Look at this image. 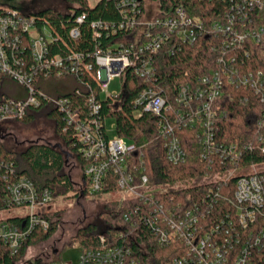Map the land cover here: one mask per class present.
<instances>
[{
	"label": "built area",
	"instance_id": "1",
	"mask_svg": "<svg viewBox=\"0 0 264 264\" xmlns=\"http://www.w3.org/2000/svg\"><path fill=\"white\" fill-rule=\"evenodd\" d=\"M114 1L122 15L118 29H135L133 41L129 45L117 41L105 49H96L93 62L85 59L83 52L72 49L63 54L52 52L51 45L66 43L56 28L36 14L0 4V74L26 90L23 99L0 101V123L22 118L28 108L46 101L62 112L65 128L76 136L87 190L91 194L102 193L112 182L116 191L124 195L123 199L139 202L136 209L123 212L122 221L114 231L98 235L99 246L81 248L76 261L44 260L43 264H141L133 250V245L143 247L141 225L149 229L159 245L174 244L177 254L170 264H262L264 168L261 165L264 163L237 165L243 150H251L254 143L218 140L213 104L222 92L223 80L251 90L264 103V72L262 69L241 71L233 54L227 58L220 55L217 69L199 76L193 83L177 86L172 111H166L165 96L149 83L156 78L153 55L164 45L172 52L177 41L191 44L198 37L213 33L225 53L246 40L264 41V0H229L222 18L209 24L198 15L189 14L182 5L176 6L172 13L161 14L153 0V12L144 15L145 0ZM85 16L84 13L75 16V24L68 29V36L76 45L81 39L80 24ZM102 26L101 21L90 23L94 37ZM128 68L146 83L134 97L138 107L135 113L148 111L159 116L157 129L163 139L166 160L172 164L186 160L187 153L177 130L190 127L197 139V153L211 172L200 179L154 183L144 172L141 153L137 164L131 161L134 144L110 133L109 128L115 127L114 120L108 128L107 119L100 122L96 116L99 99L109 98L113 104L123 99L126 91L123 77ZM81 72L92 73L98 84L97 91L89 89L85 108L71 104L68 97L49 96L36 87V81L41 78ZM115 78L119 79L121 89L107 92L108 83ZM84 85L90 87L88 83ZM258 123H264V113ZM257 141V147L264 153L261 133ZM194 183L213 186L187 206L173 191ZM53 202L49 189L39 191L23 175L8 181L4 204L7 208H24L26 212L11 216L17 217L21 226L9 220L11 217L0 218V241L12 253L16 252L31 230L47 228L48 222L42 214L49 211L47 208Z\"/></svg>",
	"mask_w": 264,
	"mask_h": 264
},
{
	"label": "trees",
	"instance_id": "2",
	"mask_svg": "<svg viewBox=\"0 0 264 264\" xmlns=\"http://www.w3.org/2000/svg\"><path fill=\"white\" fill-rule=\"evenodd\" d=\"M142 1V0H141ZM158 3L159 13H172L174 8L182 5L191 15H198L206 24L221 19L223 11L229 7V0H155ZM66 7L61 10L58 8H45L36 12V14L47 21L51 28H56L66 43L51 45L52 52L65 53L69 50L83 52L85 59L93 62L92 55L96 49H105L113 43L121 42L129 45L133 41L135 29H118V23L122 18L119 13L118 5L114 0H99L93 6H90L88 0H66ZM84 13L86 16L83 23L80 24L82 31L81 39L76 45L68 36V29L75 24V16ZM101 21L103 26L99 29L97 36H93L90 23ZM106 25V26H105ZM219 36V35H218ZM172 52L167 51V46L153 55L155 57L156 78L150 81V85L158 90L166 98V111H172L174 105V95L177 86L180 83L195 82L203 74H210L219 67L218 56L223 55L226 58L233 54L235 65L241 71L261 70L264 72V41L255 43L252 40H246L236 47H231L223 52L220 46V40L213 33L202 35L195 39L191 44L175 42ZM8 77V76H7ZM5 75L0 74V101L5 99H23L26 96L25 87L19 85L25 93L13 96L3 91V86L7 79ZM126 86V95L117 104L109 98L99 99V110L96 116L103 122L105 119L114 120L115 133L133 143L136 147L130 155L133 163H138V155L141 153L145 169L144 172L154 183H173L183 179H200L206 172H211L207 163L199 157L198 143L195 139L194 131L190 127H183L177 130L181 144L184 147L187 157L184 162L172 164L164 156L163 139L158 134L157 121L159 116H155L148 111H141L140 115L135 112L138 109L133 100L137 92L143 88L146 83L143 79L136 77L128 68L124 74ZM10 79V78H8ZM62 79L60 84L52 85L51 82ZM66 81H63V80ZM11 80V79H10ZM68 80V81H67ZM13 81V80H12ZM39 81H41L39 83ZM222 92L214 101V110H216V137L220 141L243 143L250 141L254 147L243 150L238 159L237 165L247 166L249 164L264 163V153L257 147L259 142L257 136L261 133L264 137V123L259 125L264 113V103L260 102L251 90L243 89L240 86L223 80ZM14 82V81H13ZM43 82L45 84H43ZM88 83L90 87H85ZM17 84V83H16ZM43 84V85H42ZM42 86L53 90L60 88L56 93L50 94L41 89ZM98 84L92 73L85 72L79 74H66L60 77L49 76L36 81L37 89L44 91L49 96L68 97L70 103L87 106L86 97L90 91H97ZM89 89H91L89 91ZM76 90L78 93H76ZM28 110H45L46 115L53 119V131L55 135L63 142L67 152L74 158L81 174L82 182L79 188H74L73 183L67 173L64 171L65 153L52 145L33 142L20 150L8 148L0 139V210L7 208L4 204L7 182L17 176L23 175L30 179L35 187L41 191L49 189L53 200L66 196L69 192L74 195L91 194L84 184L82 173L83 160L79 153V144L76 136L71 130L65 128L63 114L53 105L46 101L40 102L38 107H30L26 110L19 120H28L33 117ZM264 143V141H263ZM219 167H214L216 170ZM223 169V167H220ZM233 180L230 179V185ZM211 183H194L183 189L174 190L176 197L184 200V203L190 205L199 194L204 193ZM113 183L103 190L102 193L116 191ZM139 202L132 198H124L109 203V208L99 213V218L104 223L102 230L98 225L88 223L77 228L75 234L70 237L69 242H74L82 248H94L99 246L98 235L111 233L122 221L123 212L136 209ZM136 213V212H135ZM42 216L47 220L46 229L37 227L28 234L20 248L12 253L6 244L0 241V264H15L23 258L26 250L32 244L40 240L47 239L53 234L59 222L60 212L46 211ZM136 214L133 220L136 219ZM9 220L18 222L17 217H11ZM21 226V222H18ZM140 238L143 241V247L139 249L133 245L135 256L141 264H170L172 258L177 254L174 244L161 246L156 243L149 229L141 225ZM264 258V250L260 254ZM45 261H38L35 264H43ZM264 264V261L262 262Z\"/></svg>",
	"mask_w": 264,
	"mask_h": 264
},
{
	"label": "rangeland",
	"instance_id": "3",
	"mask_svg": "<svg viewBox=\"0 0 264 264\" xmlns=\"http://www.w3.org/2000/svg\"><path fill=\"white\" fill-rule=\"evenodd\" d=\"M97 0H88L89 4H94ZM153 0H145V14L153 12ZM0 4L7 7H14L24 13L36 12L45 8H58L63 10L67 2L66 0H0ZM63 81H66L65 79ZM68 81V80H67ZM3 91L16 96L19 93H25L18 84L12 80H5ZM41 81H39L40 83ZM62 79L51 82L52 85L60 84ZM43 84H45L43 82ZM42 84V85H43ZM41 89L50 94L56 93L60 88L49 89L42 86ZM121 84L119 79L115 78L107 85V92L119 91ZM33 117L28 120L9 119L0 123V139L10 149L20 150L26 145L33 142L45 143L52 145L65 153L64 171L67 173L74 188H79L82 185V174L74 161V158L67 152L63 142L55 135L53 131V119L46 115L45 110L33 111L28 110ZM113 119H107V125ZM110 133H115L114 129L109 128ZM264 168V165H261ZM188 184V183H185ZM184 183L182 185H185ZM124 195L119 191L110 193H95L85 195H74L69 192L66 196H62L54 200L48 206V210L60 212L59 222L55 231L50 237L40 240L29 246L25 255L15 264H35L43 260H58V261H76L77 256L81 252V246L74 242H69L77 228L88 223L98 225L102 230L104 223L99 218V213L106 211L109 208V203H113L123 199ZM26 210L21 207H11L0 211V218L21 215Z\"/></svg>",
	"mask_w": 264,
	"mask_h": 264
},
{
	"label": "water",
	"instance_id": "4",
	"mask_svg": "<svg viewBox=\"0 0 264 264\" xmlns=\"http://www.w3.org/2000/svg\"><path fill=\"white\" fill-rule=\"evenodd\" d=\"M125 95H126V91L123 92V97H125Z\"/></svg>",
	"mask_w": 264,
	"mask_h": 264
}]
</instances>
